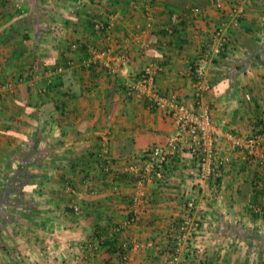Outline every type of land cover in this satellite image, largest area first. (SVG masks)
<instances>
[{
	"label": "crops",
	"instance_id": "0c3cea01",
	"mask_svg": "<svg viewBox=\"0 0 264 264\" xmlns=\"http://www.w3.org/2000/svg\"><path fill=\"white\" fill-rule=\"evenodd\" d=\"M221 4L153 0L147 27L139 0L0 2V82L13 88L0 98V264H115L121 245L118 264H168L191 197L200 229L178 264H264V141L254 156L220 142V175L200 184L185 149L170 153L164 184L137 191L126 171L176 130L126 98L125 83L153 64L157 92L193 104L188 67L237 6L244 14L208 64L202 104L221 133L264 132V0ZM108 20L131 58L114 77L82 67L108 45L93 30Z\"/></svg>",
	"mask_w": 264,
	"mask_h": 264
},
{
	"label": "built area",
	"instance_id": "2783aa9c",
	"mask_svg": "<svg viewBox=\"0 0 264 264\" xmlns=\"http://www.w3.org/2000/svg\"><path fill=\"white\" fill-rule=\"evenodd\" d=\"M2 1L5 0H0V2ZM139 1L143 7V15L147 27H149L152 20L150 7H152L153 0ZM214 3L218 9L222 8V0H214ZM243 14V7H233L228 15L230 21H226L213 29L207 42L203 45L201 53L189 65V74L194 83L193 104L186 105L178 101L173 94L169 96L160 95L155 88V78L161 68L153 64L141 68L133 79L125 83L124 95L126 98L144 102L150 109H154L169 117L173 120L176 130L173 135L168 137L164 146H152L141 155L140 161L128 165L126 171H129L135 178L134 187L137 191L144 184L156 182L161 185L167 182L168 158L170 153L175 152L178 148L185 149L194 160L196 182L200 184L210 177H218L220 175V167L224 163L221 157L223 148L218 145L220 142L228 141L233 150L254 156L258 143L264 141V132L251 135L250 137H241L230 132L221 133L214 125L208 108L202 104L203 94L210 88L206 81L208 64L225 53L230 42L229 28L236 27L238 19ZM171 20L174 23L176 17H171ZM112 27L113 23L111 20L105 22L95 21L93 23V30L105 35L108 45L100 50L90 49L88 58L83 62L82 67H85V69L96 68L100 71H105L108 76L114 77L118 73L126 71L131 58L124 51V47L116 45L115 41L111 39ZM138 35L139 33H136L133 39L138 37ZM72 48L76 50L77 45H73ZM68 65H73V62L69 61ZM62 71V67L56 69L57 73ZM12 89V84L8 81L0 82V98L11 93ZM186 208L187 214L176 228L177 236L173 252L169 255L168 264H178L182 247L190 245V242L200 229V221L193 217V197L188 199ZM74 211L77 212L78 209L74 208ZM133 220L130 219L128 225ZM121 248L125 250L126 245H121ZM124 254H119V262L121 263L126 260Z\"/></svg>",
	"mask_w": 264,
	"mask_h": 264
},
{
	"label": "trees",
	"instance_id": "16d2710c",
	"mask_svg": "<svg viewBox=\"0 0 264 264\" xmlns=\"http://www.w3.org/2000/svg\"><path fill=\"white\" fill-rule=\"evenodd\" d=\"M222 57V56H221ZM220 58V57H219ZM218 58V59H219ZM115 246V245H114ZM116 251L119 253V254H124L125 252V250H123L120 246L119 247H117V249H116ZM173 252V250L170 252V254Z\"/></svg>",
	"mask_w": 264,
	"mask_h": 264
}]
</instances>
